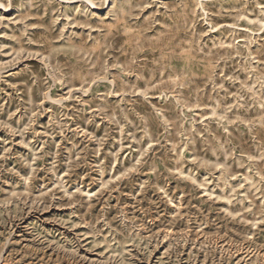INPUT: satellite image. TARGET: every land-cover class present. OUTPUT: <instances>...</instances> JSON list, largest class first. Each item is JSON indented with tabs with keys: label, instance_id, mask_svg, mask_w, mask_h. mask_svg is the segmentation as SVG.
Returning <instances> with one entry per match:
<instances>
[{
	"label": "rangeland",
	"instance_id": "374dc122",
	"mask_svg": "<svg viewBox=\"0 0 264 264\" xmlns=\"http://www.w3.org/2000/svg\"><path fill=\"white\" fill-rule=\"evenodd\" d=\"M88 1L0 0V264H264V0Z\"/></svg>",
	"mask_w": 264,
	"mask_h": 264
},
{
	"label": "bare ground",
	"instance_id": "6f19581e",
	"mask_svg": "<svg viewBox=\"0 0 264 264\" xmlns=\"http://www.w3.org/2000/svg\"><path fill=\"white\" fill-rule=\"evenodd\" d=\"M88 1V0H87ZM89 3H90V5H92L93 6V4L90 2V1H88ZM5 8V7H4ZM5 10H8L7 8H5Z\"/></svg>",
	"mask_w": 264,
	"mask_h": 264
}]
</instances>
